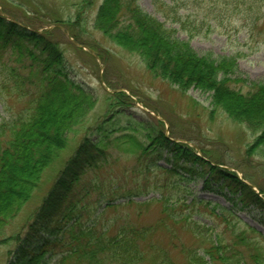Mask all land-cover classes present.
I'll return each instance as SVG.
<instances>
[{
  "label": "rangeland",
  "instance_id": "obj_1",
  "mask_svg": "<svg viewBox=\"0 0 264 264\" xmlns=\"http://www.w3.org/2000/svg\"><path fill=\"white\" fill-rule=\"evenodd\" d=\"M103 1L91 0L80 9L82 0H0L1 14L30 31L50 32L45 37L59 43L69 77L90 92L96 104L69 132L68 145L45 167L40 185L20 214L0 231V264H34L33 256L37 264H57L65 250L55 244L62 226L56 220L72 211L85 230L95 224L101 232L109 230V236L125 226L163 225L158 222L169 217L163 211L164 197L176 206L180 220L168 219L166 227L142 242L146 258L142 264L159 259V249L174 264H188V250L205 256L209 264H224V252L230 256L233 251V229L247 232L264 246V208L242 201L224 180H216L207 163L183 155L190 147L189 152L237 172L259 192L264 189V147L249 153L257 133L223 109H214L211 92L195 88L183 92L149 70L138 53L97 29L95 19ZM138 4L175 28L198 54L217 60L235 57L234 88L247 91L252 82L264 83V0H138ZM4 83L0 72V123L26 107V101L11 92V84ZM163 133L173 142L156 139ZM134 140L138 143L134 152L125 150ZM186 221L201 224V232H193ZM213 246L223 247L220 260L218 253L214 259L206 254Z\"/></svg>",
  "mask_w": 264,
  "mask_h": 264
},
{
  "label": "trees",
  "instance_id": "obj_2",
  "mask_svg": "<svg viewBox=\"0 0 264 264\" xmlns=\"http://www.w3.org/2000/svg\"><path fill=\"white\" fill-rule=\"evenodd\" d=\"M90 3L91 0H82L80 9ZM95 26L116 44L138 53L149 70L178 85L183 92L190 88L211 92L214 109H223L233 120L246 123L257 133L249 153L264 147V83L252 82L247 85V91L234 88L232 83L237 82L233 79L237 70L235 57L217 60L211 55L198 54L190 41L181 40L175 28L167 27L165 22L144 11L138 0H104L98 8ZM49 33L48 30L30 31L0 15L2 81L10 83L11 92L26 101L19 115L0 123V231L20 214L40 185L45 167L68 145L69 132L83 122L96 105L93 95L69 77L59 43L45 37ZM156 139L164 144L173 142L165 133ZM137 144L134 140L132 147L125 150L134 152L131 149ZM187 148L183 151L185 157L207 163L216 180H224L234 194H241L242 201L264 208V189L257 192L237 172L212 165ZM161 202L169 217L158 223L162 221L166 227L168 219L180 220L169 197ZM70 213L61 219L66 218L65 223L56 220L62 226L55 244L65 250L57 264H142L146 259L142 242L163 226L130 225L109 236V230L101 232L95 224L85 230L76 218L78 214ZM183 219L188 217L181 221ZM186 224L193 232H201L198 222L186 221ZM231 236L230 256L221 251L228 245L213 246L206 254L214 259L218 253L219 260L223 254L224 264H264V246L245 231L233 229ZM157 256L159 259L153 264H174L164 249H159ZM30 262L37 264L36 256ZM188 264L209 262L205 256L188 250Z\"/></svg>",
  "mask_w": 264,
  "mask_h": 264
},
{
  "label": "bare ground",
  "instance_id": "obj_3",
  "mask_svg": "<svg viewBox=\"0 0 264 264\" xmlns=\"http://www.w3.org/2000/svg\"><path fill=\"white\" fill-rule=\"evenodd\" d=\"M1 14V13H0ZM1 15H3V16H6V15H4V14H1ZM10 19H12L11 17H10ZM36 32H39V33H41L40 31H38V30H35ZM160 136V135H159ZM62 207V203L59 205V208H61ZM48 222H50V218H48V219H46Z\"/></svg>",
  "mask_w": 264,
  "mask_h": 264
}]
</instances>
